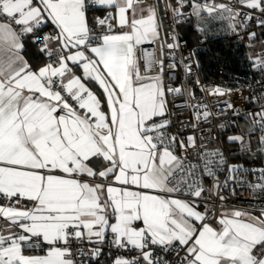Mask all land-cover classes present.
Masks as SVG:
<instances>
[{
  "label": "snow or ice",
  "instance_id": "snow-or-ice-1",
  "mask_svg": "<svg viewBox=\"0 0 264 264\" xmlns=\"http://www.w3.org/2000/svg\"><path fill=\"white\" fill-rule=\"evenodd\" d=\"M185 3L197 18H226L234 32L249 21L264 28V0H177L172 11L183 15ZM95 5L111 11L90 26ZM156 15L144 0H0V264H81L84 243L93 248L83 254L96 257L104 243L138 250L113 264H264V209L207 222L204 176L219 188L213 161L185 163L176 147L195 149L194 137L167 131V94L182 89L140 74L135 48L159 36ZM117 20L123 31H112ZM48 24L53 31L41 35ZM253 66L264 71V54ZM254 99L248 135L261 133L264 145V96ZM250 189L264 196V170Z\"/></svg>",
  "mask_w": 264,
  "mask_h": 264
},
{
  "label": "built area",
  "instance_id": "built-area-1",
  "mask_svg": "<svg viewBox=\"0 0 264 264\" xmlns=\"http://www.w3.org/2000/svg\"><path fill=\"white\" fill-rule=\"evenodd\" d=\"M146 3L153 4L157 9V23L161 26L157 38L135 48L140 74L144 77L160 74L166 85L182 89L181 93L167 94L171 120L167 131L185 141L189 136L194 137L195 149L181 150L178 145L176 147L179 155L186 157L188 163L196 164L202 169L205 160L213 161L215 183L219 188L213 186L212 178L204 176V186L212 190L211 194L205 193L204 198L212 202L214 209L213 218H208L207 222L218 218L222 206L261 211L264 209V196L255 194L250 189V184L256 183L264 170V145L258 140L261 133L251 136L257 140V163L234 162L227 146L237 142L230 140V137H249L247 114L259 110L260 102L254 98L264 96V71L253 66L254 58L264 54V28L258 27L255 21H249L239 32H234L228 27L230 21L226 18L209 16L207 13H203L202 18L192 15V8L188 3L184 4L181 9L183 15L180 16L172 11L173 7L178 6L177 0H144V4ZM215 3L231 7L234 0H215ZM101 8L103 6L95 5L89 9L88 14L96 13ZM109 11L111 9L104 8L97 17L103 18ZM224 15L226 17L227 14ZM183 25L191 26L196 37L194 42L182 35ZM90 26H95V22L90 23ZM97 30L100 31L99 28ZM123 30L119 29L118 24L112 29L114 32ZM52 31L46 25L41 35ZM249 32H255L257 36L249 39ZM173 43L178 47H167V44ZM151 57L156 61L153 65L148 63ZM159 61H163L162 73ZM204 61L208 62L207 67ZM185 64L191 66L190 74ZM170 65L174 67L170 68ZM217 87L223 95L212 94ZM229 104L233 107L229 108ZM204 111L210 113L207 120L202 116ZM216 152L220 155H199ZM233 168L236 170L233 171ZM220 196L226 199L221 201ZM92 248L93 245L82 244L77 261L81 264H113L117 258L131 259L138 254V250L118 249L108 243L101 246L102 254L98 257L83 254L90 253ZM157 255L164 254L157 252ZM180 255L183 256V252ZM167 258L172 261L176 259L175 254L168 255Z\"/></svg>",
  "mask_w": 264,
  "mask_h": 264
},
{
  "label": "trees",
  "instance_id": "trees-1",
  "mask_svg": "<svg viewBox=\"0 0 264 264\" xmlns=\"http://www.w3.org/2000/svg\"><path fill=\"white\" fill-rule=\"evenodd\" d=\"M185 29V33H184ZM181 31H183V36H187L188 39L191 40V42L195 41V36L193 34V31L191 29L190 25H183L181 26ZM29 56L34 58V62L36 63H44L45 58L43 56H38L36 52L35 46L29 47ZM205 67H207L208 62L204 61ZM248 141H247V140ZM256 144L257 140L254 137H244V143L239 142H233L227 146L229 155H231V158L234 162H241V163H257L259 159L257 158L255 154L256 150Z\"/></svg>",
  "mask_w": 264,
  "mask_h": 264
},
{
  "label": "crops",
  "instance_id": "crops-1",
  "mask_svg": "<svg viewBox=\"0 0 264 264\" xmlns=\"http://www.w3.org/2000/svg\"><path fill=\"white\" fill-rule=\"evenodd\" d=\"M145 5L150 6V7H154L153 4H151V3H146ZM104 8H107V7H106V6H103V8H101V10H99V11H96V13H89V14H88V17H89V23H94V22H95V17H97V15L101 14L102 11L104 10ZM156 21H157V18H156ZM117 24H118V20H117ZM47 26L50 27V28H52V29L54 28V26L51 25V24H48ZM156 38H157V37H156ZM154 39H155V38H153V39H150V38H149V39L145 40L143 43H145V42H150V41H152V40H154ZM141 44H142V43H141ZM137 46H138V45H136V47H137ZM77 74H78V75L80 74V73H79V70H77ZM162 79H163V82L165 83L163 77H162ZM93 90H94V91H97V92L99 91V89L96 88V87H94ZM167 110H168V107H167ZM168 119H169V116H168ZM176 154H177L178 156H180L179 153H178V151H177V149H176ZM193 157H194V156H193ZM185 163H188V160H185ZM180 198H181V199H189V197H186V196H182V197H180ZM201 200L209 201V200H206V199L204 198V196L201 198ZM201 200H197V204L199 205V207H198L197 210H199V211H201V212L203 213V212H204V209H205V204L202 203ZM207 207L213 209V204H212L211 201L207 204ZM234 210H245V209L235 208V207H230V206H222V207L219 209L218 218H219L220 216H222V215L227 214V213H231V212L234 211ZM246 211H247L250 215H252V216H259V215H260V211H251V210H246ZM208 218H209V219L213 218V216H212V212L209 214ZM218 218H217L216 220H214V221L210 220V221H208V222L211 223V224H213L214 226H216ZM0 223H3V221H0ZM105 244H106V243H104L103 245H105ZM103 245H101V246H103ZM36 254H43V253L37 251Z\"/></svg>",
  "mask_w": 264,
  "mask_h": 264
},
{
  "label": "rangeland",
  "instance_id": "rangeland-1",
  "mask_svg": "<svg viewBox=\"0 0 264 264\" xmlns=\"http://www.w3.org/2000/svg\"><path fill=\"white\" fill-rule=\"evenodd\" d=\"M150 39H153V38H150ZM262 46H264V44L262 45ZM257 48H258V46H256ZM233 137H241V136H239V135H236V136H233ZM244 138V137H243ZM247 140V139H246ZM237 142H239V143H241V141L240 140H236ZM248 141V140H247Z\"/></svg>",
  "mask_w": 264,
  "mask_h": 264
}]
</instances>
